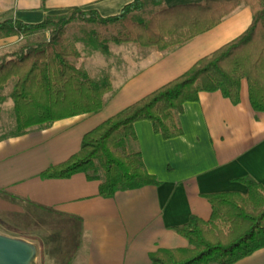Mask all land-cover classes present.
<instances>
[{
    "label": "crops",
    "instance_id": "1",
    "mask_svg": "<svg viewBox=\"0 0 264 264\" xmlns=\"http://www.w3.org/2000/svg\"><path fill=\"white\" fill-rule=\"evenodd\" d=\"M131 1L0 0V21L38 23L47 15H64L72 8L108 17ZM203 2L163 0L161 5L171 8ZM251 20L250 7L241 3L213 28L166 50L108 42L103 51L87 38L89 29L79 28V33L71 35L72 41L67 32L66 44L80 52L76 65L96 82L109 81L110 90L96 112L0 138V224L3 218L14 219L16 224V233L9 239L37 243V248L46 249L61 264H150L149 254L159 248L188 246L173 228L192 215L209 219L207 194H244L247 188L239 179L246 176L264 187V111L252 109L245 78L240 81L237 104L220 91H202L197 101L185 102L178 116L180 136L164 139L148 120L134 123L137 141H129L127 148L140 151L157 185L102 197L100 180L88 179L82 172L68 178L40 177L46 168L76 153L84 136L103 121L238 37ZM80 24L91 25L76 20L71 25ZM43 33L46 39L48 33ZM18 37L23 38H0V49ZM233 264H264V247Z\"/></svg>",
    "mask_w": 264,
    "mask_h": 264
},
{
    "label": "trees",
    "instance_id": "2",
    "mask_svg": "<svg viewBox=\"0 0 264 264\" xmlns=\"http://www.w3.org/2000/svg\"><path fill=\"white\" fill-rule=\"evenodd\" d=\"M163 0H132L113 16L95 10L72 8L67 14L45 16L41 22L0 21V38L47 32L34 45L20 46L0 58V89L14 79L15 131L44 128L54 121L103 106L109 81L96 82L75 63L79 52L66 44V31L74 20L94 25L90 39L103 51L108 42H134L166 50L217 25L239 4L252 13L249 27L238 37L200 58L186 72L112 115L82 139L80 149L64 162L51 165L41 178H68L82 172L100 180L102 197L119 190L157 185L149 174L136 142L134 123L151 122L164 139L182 134L178 116L185 102L197 101L202 91H220L233 104L239 102L240 81L245 78L251 107L264 111V0H204L203 3L163 7ZM89 34V33H87ZM247 191L216 192L205 197L209 219L192 215L173 229L188 246L159 248L149 254L150 264H233L264 247V187L250 176L240 178Z\"/></svg>",
    "mask_w": 264,
    "mask_h": 264
},
{
    "label": "rangeland",
    "instance_id": "3",
    "mask_svg": "<svg viewBox=\"0 0 264 264\" xmlns=\"http://www.w3.org/2000/svg\"><path fill=\"white\" fill-rule=\"evenodd\" d=\"M71 24L68 26L67 31H66V33L68 32L67 34H70L69 41H72L71 35L73 33L75 34L79 33V28H81L80 30H88L91 27L96 28L94 25L82 26L80 24V25H77L78 31H76V28H77V27L75 28L76 25L73 26ZM87 32H89V34L86 36L87 38L90 39L91 33L90 31H87ZM33 34L23 36V38L18 37L17 39L14 40L13 44L8 45L3 49H0V58L1 56H3V54L7 52H13L16 49H18L20 46L34 45L45 39V35L43 32H37ZM77 46H79V44H77ZM76 50L79 52L78 49ZM79 55H80V52H79ZM13 84H14L13 81L8 82L4 88L0 89V138L4 136L12 135L15 131L14 111L10 103V102H13V100L10 98V91L13 87ZM127 147L129 148V145H127ZM1 223L2 224H0V237H4L8 239L13 237L16 233L15 232L16 231L15 220L14 219L9 220V219L3 218ZM18 242L23 243L29 252L25 264H61L59 263V261L57 262L56 258L51 256L46 249L37 248L36 246L37 243L22 242V241H18Z\"/></svg>",
    "mask_w": 264,
    "mask_h": 264
},
{
    "label": "water",
    "instance_id": "4",
    "mask_svg": "<svg viewBox=\"0 0 264 264\" xmlns=\"http://www.w3.org/2000/svg\"><path fill=\"white\" fill-rule=\"evenodd\" d=\"M28 254L23 243L0 237V264H25Z\"/></svg>",
    "mask_w": 264,
    "mask_h": 264
}]
</instances>
